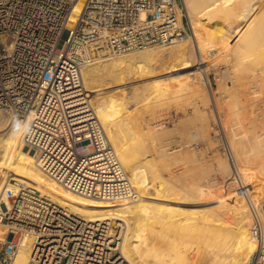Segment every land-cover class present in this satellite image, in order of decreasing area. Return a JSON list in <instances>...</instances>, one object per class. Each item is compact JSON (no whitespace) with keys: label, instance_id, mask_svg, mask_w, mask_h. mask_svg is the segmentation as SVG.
<instances>
[{"label":"built area","instance_id":"2783aa9c","mask_svg":"<svg viewBox=\"0 0 264 264\" xmlns=\"http://www.w3.org/2000/svg\"><path fill=\"white\" fill-rule=\"evenodd\" d=\"M182 0H0V110L31 122L23 137L40 168L68 190L101 200L129 199L134 186L84 91L83 68L103 57L189 36ZM250 91L256 96L257 85ZM247 201L256 248L244 264H264V194L245 188L231 148L223 147ZM0 207V264H12L23 237L30 264H130L121 253L96 262L86 218L31 187L7 191Z\"/></svg>","mask_w":264,"mask_h":264},{"label":"bare ground","instance_id":"6f19581e","mask_svg":"<svg viewBox=\"0 0 264 264\" xmlns=\"http://www.w3.org/2000/svg\"><path fill=\"white\" fill-rule=\"evenodd\" d=\"M182 2L192 30L191 37L178 40V42L168 47L166 46L165 48H153V46L143 51L137 50L122 55L103 57L83 68L84 91L103 123L117 151L118 157L134 186L135 191L131 198L122 200H101L86 197L68 190L64 185L48 176L40 168L34 151L25 145L23 137H12L11 126L15 119L13 120L11 116L8 118L0 112V207L4 204H10V200L6 195L7 191H17L20 185L34 188L60 205L68 207L73 213L79 214L88 220L89 225L84 229L83 235L86 240L96 245L97 263L104 262V259L111 255V253H121L122 257L130 264H244L256 248V243L252 241L249 230L247 229V227H249L247 223L251 216L247 208V201L242 195L244 200H241L239 204L240 199L234 191L236 189L235 186H223L224 189L221 192V196L225 195L228 197L221 201V204H223L221 207L223 208L217 207L218 209L221 208V210H224L227 206V208H230L229 210H235L236 213L245 212L239 223L236 222L234 225H229L227 224L228 222L226 223L220 216L221 214H218L220 210L218 211L214 206L216 210H211L210 208L212 206L209 208L206 205H199V197L194 193H181L175 190L171 185H168V182L162 177L161 171L156 169L158 172H153L152 178L147 174L145 175L148 177L142 175L143 171L147 169V165H153L152 161L154 157H151L152 159H148L147 156H143V158L140 157L139 145L141 147L143 146L141 144L144 141V135L140 137L139 130L136 131L132 128L127 129L126 133L123 134L116 130V125L119 123L116 124L117 120L114 123L115 116L113 117L112 115V108H114L116 103L123 104L127 96L141 97L138 94L142 92L144 95H147V99H159V97H165L177 91L183 92V90L188 89L189 92L190 89L198 85V82H201V80L203 81L202 76L200 77L199 75L198 77L196 75L197 73L199 74V71L187 66L189 65L187 62H189L194 55L200 56V54L202 55V53L208 52L209 46L216 40L220 45H232V47L237 48V60L239 58L241 61L238 60V63L242 64V68L239 72L242 71V69H249V72L250 70H264V0H182ZM217 18L222 20L223 26L221 25V27L223 29H220V31L216 30L218 33H214L213 31V33L210 32L208 34L209 31H212L210 30L212 26L208 28L204 26V24H208L212 19L216 21ZM203 19L205 22L202 21ZM218 22L219 21H217V23ZM209 25H211V23H209ZM220 49L219 46L217 48H211V52L212 50L219 52ZM158 62L164 64V69L167 70L166 72H168V74H166L169 75V78L180 70V67L177 68L176 65L181 64L180 66H182L183 64L185 68H182L183 74L181 77L186 75V80L182 77L186 82L183 80L184 83L180 85H176L177 82L175 84L172 82L167 83L169 81L164 83L168 79L167 78L163 81V84L160 83L161 85L156 86V83H151L153 77L150 75L146 77L142 76V81L144 82L141 81L142 83H140L139 79H141V77L135 76L134 71L137 72L138 70L136 69L143 66H147V68L148 66L149 68L152 66L153 68L154 64ZM241 64H239V66H241ZM143 69L141 71H143ZM145 71L146 70H144V72ZM258 74H260V72ZM254 75L256 76L257 74ZM262 75H260V78H262ZM181 77L179 75V78ZM199 78H201L200 81H198ZM262 79H264V77ZM262 79L260 80L262 81ZM201 83L203 84V82ZM252 83L255 82L252 81ZM256 83H258V81ZM153 84L155 85L153 86ZM258 87L257 85V88ZM201 88L203 89V87ZM193 90L196 93L198 92L197 90L195 91V89ZM178 94L175 95L178 97ZM237 106L238 104L236 107ZM236 109H238V107ZM10 117L12 119H10ZM202 126L203 125H201V127ZM160 134V127H157V130L151 131L153 140L154 137L157 139V136H160ZM126 137H130V139L128 140ZM252 137L253 136H250L249 138ZM240 141L239 143H241ZM156 142L153 144V147L158 144ZM251 143H253L254 151L256 150V152H260L264 155V134L253 137ZM144 147L147 149L145 143ZM162 147L163 146H161L160 149ZM146 152L148 153L147 150ZM142 153L143 152H141V154ZM158 154L156 155L159 156ZM163 157L164 156H162V158ZM138 158H140L141 164L143 163L144 166L146 165V169L141 167L144 169L141 170ZM156 161L153 162L155 163ZM255 161L253 167L239 170L242 182L247 191L250 190L248 183L251 181L258 179L257 181H263L264 183V156L261 155V159L259 158ZM167 163L165 164L167 165ZM251 164H253V162ZM247 165L250 166V163H247ZM244 166L246 165L244 164ZM220 168L222 169V167ZM150 175H152V173H150ZM170 175H168V177ZM170 179L173 180L172 177ZM260 182L257 185L262 184ZM203 184L201 186H203ZM233 185H235L234 182ZM254 187L252 186V188ZM198 188L200 187L198 186ZM203 188L206 189L204 186ZM215 189L216 191L218 190L217 188ZM201 190L204 191V189ZM252 191L255 190L253 189ZM197 192H199V190ZM205 193L208 194V190H206ZM253 193L254 192H252V194ZM176 227H180L179 229L181 230L178 229L179 231L185 230V232H187L188 230V233L191 229L192 231L195 229V233L197 234L196 236L193 232L195 237H198V235L202 233L205 235L206 238L204 237L205 241H203V245L201 244V246L195 247L196 250L191 248V243L193 242L190 243L191 246L187 244L190 246V249L195 250L196 255L193 259H191V257L194 253L191 256L188 254V251L181 252L180 248V250H178V253L180 252L179 254L173 252V248V250L170 249L173 254H178L175 257L174 255L176 254L172 257L169 250L170 253H163L162 250L159 249L164 248L159 246L157 249L156 239L159 235L158 237L155 235L161 232V235H163V230L169 228L175 229ZM196 229L199 234L196 232ZM178 230L175 229L176 232ZM200 230L202 233H200ZM182 233L184 232H181V234ZM190 235H192V232ZM3 237L4 227L0 225V239ZM201 237L203 238L202 235ZM182 240H184V238ZM31 245L32 239L30 237L21 238L17 254L12 264H30ZM187 245L183 248H186ZM193 246L197 245L193 244ZM174 251H177L176 248ZM168 255H170V257H168Z\"/></svg>","mask_w":264,"mask_h":264},{"label":"rangeland","instance_id":"374dc122","mask_svg":"<svg viewBox=\"0 0 264 264\" xmlns=\"http://www.w3.org/2000/svg\"><path fill=\"white\" fill-rule=\"evenodd\" d=\"M202 21L205 22L204 19ZM217 21L219 22L217 23ZM209 23H211V25H209ZM217 25L220 27H218ZM221 25L223 26V23L222 20L219 18H217L216 21L215 20L213 21L212 19L210 20V22H208V24H204V26H207L208 28L212 26L210 29L212 31H209L208 34L210 32L213 33V31L214 33H218L220 29H223ZM191 31L192 30L190 27L189 36L186 37V39L191 37L192 35ZM218 46L221 48L219 52L215 50H212L211 52V48H215V47L217 48ZM155 47L165 48L166 46H154L153 48ZM208 49L210 51L209 50H207L208 52L204 51L205 53H202V55L200 54V56L194 55V57H192V59L189 62H187V64L189 63V65L185 64L199 71V74L197 73L196 75L198 77L199 75L200 77L201 76L203 77V81L201 80L203 84L201 82H198L197 83L198 85L195 86V88L190 89L189 92L188 89H186L187 92L186 90H183L184 93L182 91L180 92L177 91L179 94L175 92L172 93L174 96L172 94H168L165 97L164 96L159 97V99L158 98L147 99V95H144L142 92L138 94L141 97L139 96L135 97L134 95H133L134 97H132L131 95H129L125 98L126 101L124 100L123 104L116 103L117 105L116 104L114 105L115 109L117 107L118 108L116 109L117 111L114 108H112V113H113L112 115L113 117L115 116L116 118V119L114 118V123L116 120H117L116 124L119 123L118 124L119 126L116 124L115 125H116V130L119 131L120 133L122 134L126 133L127 129L132 128L136 131L139 130L138 132L141 135L140 137L144 135L143 136L144 141L142 139L143 142L141 144L143 146L141 147L139 145L140 157L143 158V156H147L148 159L149 158L152 159L151 157L154 156L153 161L157 160L155 163L152 161L153 165L150 164L147 165L146 167V165L144 166L143 163L141 164L140 162L141 160L140 158H138V162H140L141 165L139 167L140 168L144 167V169L147 168L146 170L141 168V170H144L146 172L145 173L143 171L144 174L142 173V175L147 174L150 176V178H152L153 174L157 173L158 172L157 170H159L161 171L162 177L168 182V185H171L175 190L181 193H185V192L194 193L195 195H197V197H199L200 201L203 200L201 202L199 200H198L199 202L197 201L199 205L200 204L206 205L209 208L212 206L210 209L216 210L223 205L221 204V201L225 200L228 197L225 195L221 196V192L226 185L236 187L234 191L236 192L238 198L240 199L239 204L241 203V200H244L241 194L240 184L237 180L236 175L233 172L231 162L223 153V147L225 145H228L231 148L233 154L235 153L234 157L238 170H241L242 168L246 169L249 167L250 168L253 167L255 165L254 161L259 158L261 159V155L264 156L262 153L256 152V150L254 151L253 143H251L253 137L257 135L259 136L260 134H264V81H263L264 79H262L264 77V70L262 71L255 70L256 71L255 73L254 70L253 71L250 70L249 72V69L248 70L242 69V71L239 72V70H241L242 68V64L238 62L241 60H239V58H238L239 61L237 60V56H238L237 48L232 47V45H225V44L220 45V43L216 40L215 42H213V44L209 46ZM143 50H138V51H143ZM201 58H203L204 60ZM239 64H241V66H239ZM180 65L181 64L179 65L177 64L176 67L177 68L180 67L179 71H181L182 73L178 71L179 73L177 72L174 76H172L175 79L172 77L169 78V75H167L168 72H166L167 70L164 69V64H162L161 62L154 64L153 66L154 69L152 68V66L150 68L149 66L148 68L147 66L140 67L136 69L138 70L137 72L134 71V74L137 77L139 76L141 77V79H139L140 83L144 82L142 81L143 80L142 76L146 77L152 75L151 77H153L154 80L152 79L151 83L153 82L156 83V86L163 84V81H165V79L167 78L168 79L164 83L169 81L167 83L172 82L175 84L177 82L176 85L177 84L180 85L181 83H184V81L187 79L186 75L182 76L185 78V80L184 78L182 79L181 77V75L183 74L182 68H185V66L183 67V64L182 66ZM142 69L143 71H141ZM144 70H146L147 72L146 71L144 72ZM258 71L260 72V74H258L259 73ZM178 74L180 75L181 78H179ZM254 74L257 75L255 76ZM260 75H262V78H260ZM200 79L201 78H199L198 81H200ZM260 79H262L263 82ZM252 81L255 83L258 81V83L259 82L261 83V84L256 83L260 87V88L258 87L259 93L256 96L253 95L254 92L250 91ZM154 85L155 84H153V86ZM201 87H203V89ZM193 89H195V91L197 90L198 92L197 93L194 92ZM141 94H143L144 96ZM175 94H178V97ZM234 104L236 105L238 104L237 106L238 109H236L237 107ZM0 112H2L4 115H6L9 118L8 114L4 113L1 110ZM12 118L10 117V119ZM14 119L16 118H13V120ZM201 125H203L202 126L203 128L201 127ZM157 127L161 128V134L160 136H157V139L159 138L158 141L156 137H154L155 140L154 141L152 139L153 136L151 137V131L157 130ZM250 136L253 137L249 138ZM127 139L129 140L130 137H128ZM239 141L241 143H239ZM155 142L158 144H156V146L153 147L154 146L153 144H155ZM144 143L146 144L147 149H145ZM147 145L149 146V150ZM161 146H163L161 148L162 150L160 149ZM146 150L148 151V153L146 152ZM141 152L143 153L141 154ZM156 154H158L159 156H157ZM162 156L164 157L162 158ZM252 162L253 164H251ZM165 163H167V165ZM247 163H250V166L247 165ZM244 164L246 166H244ZM220 167H222L223 170ZM150 173H152V175H150ZM168 175L170 176L168 177ZM145 177L148 176L145 175ZM171 177L173 178V180L170 179ZM257 180L251 181L252 183L251 182L248 183V186L250 188L249 192L251 193L254 192L253 196L255 197L264 194V183L263 181L260 182ZM233 182L235 185H233ZM259 182L262 184L257 185ZM202 184L204 187H206V189L203 188V186H201ZM198 186L200 188H198ZM252 186L255 187L252 188ZM215 188H217L218 189L217 191L219 192H217ZM201 189H204L205 192L206 190H208V194H206ZM253 189L255 191H252ZM198 190L199 192H197ZM221 208L218 209V211L220 210L218 214L219 215L221 214L220 216L223 218V220L226 223L228 222L227 224L229 225L231 224L234 225V223L236 222L239 223V221H241V218L243 217V214L245 213V212L244 213L237 212L238 213L237 214L235 210H234L235 212L232 209L229 210L230 208H227V206L226 208L224 207L225 208L224 210H221ZM263 218H264V211H263ZM250 222H252L251 216L247 223L248 224L247 226H250L251 224ZM172 228H169L170 230L169 229L163 230V235H161L162 232L155 235L157 237L159 235V237L156 239L157 249L159 248V246L161 248H164V249H159L162 250L163 253L166 252L170 253L173 249L175 250V248L177 251L173 250V252L178 253V250L181 249L180 250L181 252L188 251V254L191 256L194 253L192 257L190 256L191 259H193L196 255L195 247L197 248L198 246H201V244L203 245L204 243L203 241H205L204 239L206 238L205 235L200 230V233H202L201 235L203 236L202 238L197 229L196 232L200 236L198 235V237H195L193 235V232L195 233V229H193L194 231H192L191 229L190 232L188 233V230L187 232H185V230L179 231L181 230L179 229L180 227L175 228L177 230L179 229L178 230L179 232L178 231L176 232L175 229ZM171 229L174 231H172ZM247 229L249 230V227H247ZM164 231L167 233H165ZM181 232H184L185 234L184 233L181 234ZM191 232L192 235H190ZM160 235L162 236V239ZM183 238L184 240H182ZM190 243L192 245L191 248L195 250L190 249L191 246ZM187 244H189L190 246ZM193 244L197 246H193ZM186 245L187 247L183 248ZM173 252L170 253L172 257L174 254H176L174 255L175 257L180 253L179 252L178 254L177 253L173 254ZM170 255H168V257H170Z\"/></svg>","mask_w":264,"mask_h":264},{"label":"clouds","instance_id":"9594fccd","mask_svg":"<svg viewBox=\"0 0 264 264\" xmlns=\"http://www.w3.org/2000/svg\"><path fill=\"white\" fill-rule=\"evenodd\" d=\"M31 131L32 128L30 121H21L19 118L16 117V119L12 122L11 135L13 138L26 137Z\"/></svg>","mask_w":264,"mask_h":264}]
</instances>
